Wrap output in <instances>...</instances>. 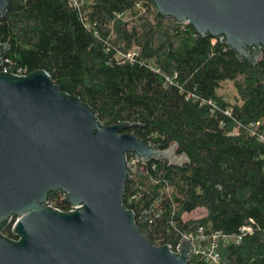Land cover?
Returning a JSON list of instances; mask_svg holds the SVG:
<instances>
[{"label":"trees","instance_id":"obj_1","mask_svg":"<svg viewBox=\"0 0 264 264\" xmlns=\"http://www.w3.org/2000/svg\"><path fill=\"white\" fill-rule=\"evenodd\" d=\"M0 43V70H45L101 124L134 123L125 131L142 142L185 153L180 165L135 164L124 183L122 204L151 242L251 224L220 246V264H264V49L252 63L152 0H9ZM228 80L235 103L217 91ZM49 201L69 208L60 192Z\"/></svg>","mask_w":264,"mask_h":264},{"label":"water","instance_id":"obj_2","mask_svg":"<svg viewBox=\"0 0 264 264\" xmlns=\"http://www.w3.org/2000/svg\"><path fill=\"white\" fill-rule=\"evenodd\" d=\"M9 0H0V15ZM156 10L190 23L255 63L264 49V0H152ZM5 44L0 43V65ZM103 125L75 95L58 91L45 70L0 71V264H188L193 247L154 245L122 204L130 168L187 161L176 144L157 149ZM142 125V123H136ZM63 194L71 210L48 204ZM10 226L13 238L3 234Z\"/></svg>","mask_w":264,"mask_h":264},{"label":"built area","instance_id":"obj_3","mask_svg":"<svg viewBox=\"0 0 264 264\" xmlns=\"http://www.w3.org/2000/svg\"><path fill=\"white\" fill-rule=\"evenodd\" d=\"M132 54H127V57H130ZM2 72H8L6 69L0 70ZM10 73V72H9ZM17 76L27 75V71L24 68H17L16 71L11 72ZM127 166L130 168V172L133 171L135 164H145L143 162L137 161L133 155V158H126ZM129 172V174H130ZM49 205L53 206L50 201ZM55 207V206H53ZM56 209L60 211H69L71 210L70 206L67 210H62L57 207ZM252 222V220H250ZM252 232L251 224L242 225L237 232H224L221 230L210 231L205 230L203 227H198L194 230H188L180 234L178 240L173 243H165L162 245H168L172 252H177L179 242L182 238H186L190 241L193 251L189 259L188 264H220L221 255H220V246L226 244H234L240 242V240L245 236L246 233ZM153 243V242H152ZM154 244V243H153ZM159 246L160 244H154Z\"/></svg>","mask_w":264,"mask_h":264},{"label":"rangeland","instance_id":"obj_4","mask_svg":"<svg viewBox=\"0 0 264 264\" xmlns=\"http://www.w3.org/2000/svg\"><path fill=\"white\" fill-rule=\"evenodd\" d=\"M217 91H218V93L225 96V98L230 103H235V101H236V99H235L236 90H235V87L231 81L228 80V81L223 82L221 87L218 88ZM193 215H195V214H193ZM196 215H198V212L196 213ZM185 216H189V215L185 214Z\"/></svg>","mask_w":264,"mask_h":264},{"label":"flooded vegetation","instance_id":"obj_5","mask_svg":"<svg viewBox=\"0 0 264 264\" xmlns=\"http://www.w3.org/2000/svg\"><path fill=\"white\" fill-rule=\"evenodd\" d=\"M3 234H5V233H3Z\"/></svg>","mask_w":264,"mask_h":264}]
</instances>
